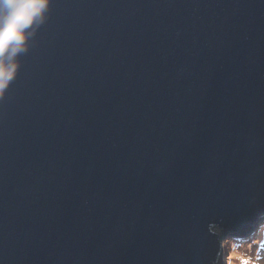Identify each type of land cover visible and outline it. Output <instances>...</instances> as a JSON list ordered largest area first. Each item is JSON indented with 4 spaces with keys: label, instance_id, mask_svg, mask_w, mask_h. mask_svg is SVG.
Here are the masks:
<instances>
[{
    "label": "water",
    "instance_id": "water-1",
    "mask_svg": "<svg viewBox=\"0 0 264 264\" xmlns=\"http://www.w3.org/2000/svg\"><path fill=\"white\" fill-rule=\"evenodd\" d=\"M31 2L0 50V264H224L264 215V0Z\"/></svg>",
    "mask_w": 264,
    "mask_h": 264
},
{
    "label": "clouds",
    "instance_id": "clouds-1",
    "mask_svg": "<svg viewBox=\"0 0 264 264\" xmlns=\"http://www.w3.org/2000/svg\"><path fill=\"white\" fill-rule=\"evenodd\" d=\"M32 13L31 0H0V48L23 35V29ZM235 235L238 234H233Z\"/></svg>",
    "mask_w": 264,
    "mask_h": 264
},
{
    "label": "rangeland",
    "instance_id": "rangeland-1",
    "mask_svg": "<svg viewBox=\"0 0 264 264\" xmlns=\"http://www.w3.org/2000/svg\"><path fill=\"white\" fill-rule=\"evenodd\" d=\"M264 215L255 225L254 230L247 235H235L223 242L224 264H232L234 256L239 253L244 258L259 260L264 264ZM262 235V237H261ZM261 238V239H260ZM262 240V241H261ZM237 257V256H236Z\"/></svg>",
    "mask_w": 264,
    "mask_h": 264
},
{
    "label": "bare ground",
    "instance_id": "bare-ground-1",
    "mask_svg": "<svg viewBox=\"0 0 264 264\" xmlns=\"http://www.w3.org/2000/svg\"><path fill=\"white\" fill-rule=\"evenodd\" d=\"M262 235L264 236V232L262 233ZM262 235H261V237H262ZM261 239V238H260ZM224 240H226V239H224ZM224 240H223V242H224ZM262 241V240H261ZM237 256V257H236ZM236 256H234V262L232 263V264H243V261L244 260H247L246 258H244V255H240L239 256V253L238 254H236ZM248 261V264H262L259 260H254V261H252V259L250 258V259H248L247 260Z\"/></svg>",
    "mask_w": 264,
    "mask_h": 264
},
{
    "label": "snow or ice",
    "instance_id": "snow-or-ice-1",
    "mask_svg": "<svg viewBox=\"0 0 264 264\" xmlns=\"http://www.w3.org/2000/svg\"><path fill=\"white\" fill-rule=\"evenodd\" d=\"M0 50H2V48H0ZM243 264H248V261L247 260H244L243 261Z\"/></svg>",
    "mask_w": 264,
    "mask_h": 264
}]
</instances>
